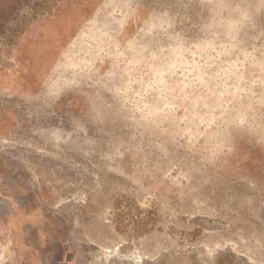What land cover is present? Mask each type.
I'll return each instance as SVG.
<instances>
[{
  "label": "rangeland",
  "instance_id": "374dc122",
  "mask_svg": "<svg viewBox=\"0 0 264 264\" xmlns=\"http://www.w3.org/2000/svg\"><path fill=\"white\" fill-rule=\"evenodd\" d=\"M0 264H264V0H0Z\"/></svg>",
  "mask_w": 264,
  "mask_h": 264
}]
</instances>
